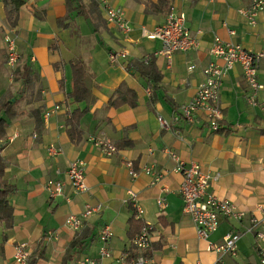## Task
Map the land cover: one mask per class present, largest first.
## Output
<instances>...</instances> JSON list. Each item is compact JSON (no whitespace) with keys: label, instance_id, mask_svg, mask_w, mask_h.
<instances>
[{"label":"crops","instance_id":"0c3cea01","mask_svg":"<svg viewBox=\"0 0 264 264\" xmlns=\"http://www.w3.org/2000/svg\"><path fill=\"white\" fill-rule=\"evenodd\" d=\"M22 1L16 25L11 27L0 0V95L12 91L15 107L23 112L6 118L0 150L3 177L13 185L8 194L12 225L0 228V264H19L14 258L18 243L28 250L25 264L29 258L33 264L99 259L103 244L98 234L104 225L112 231L106 242L110 255L100 261L118 264L123 251L139 252L131 240L143 222L152 226V240L149 250L141 253L155 264H216L217 254L209 249V242L221 243L230 231L241 234L236 253L224 255V264H261L264 236L258 238L243 229L248 215L264 218V88L257 91V104L250 105V87L241 66L235 64L220 87L217 130L209 127L203 110L188 120L182 106L196 93L203 68L210 62L221 63L209 52L215 36L252 52L264 51V12L257 14L252 26L238 11L251 0H172L170 11L184 13L185 26L197 36L199 46L175 51L168 61L159 53L161 41L142 31L163 23L168 12L147 14L142 2L108 0L123 10L129 28L124 31L107 22L99 0ZM10 28L17 35L18 62L29 68V86L21 90L19 81L12 80L14 70L6 64L2 36ZM150 62L159 74L157 79L148 80L134 71L135 63ZM74 63L84 70L86 99L74 97ZM256 78L264 85V58ZM121 84L135 92V105H108ZM55 105L56 112L44 116ZM72 112L78 114L75 140L68 136L66 125ZM157 116L171 127L163 129ZM90 137L111 142L116 151L103 154ZM51 144L61 152L48 154ZM165 149L185 164L199 163L213 178L209 191L234 203L244 211V218H221L215 231L205 239L199 237L182 210L181 175L173 170L175 161ZM73 160L84 163L86 192L71 193L66 171ZM128 162L135 176L130 175ZM144 166H151L162 178L151 183L153 174L144 172ZM48 179L64 182L63 195L48 196L43 186ZM128 190L136 194V203L143 209L139 221L133 218ZM158 196L165 201L161 210ZM86 204L101 208L85 217L77 229L66 225V216L80 214ZM256 228L264 233V223ZM73 241L76 245L68 250Z\"/></svg>","mask_w":264,"mask_h":264},{"label":"built area","instance_id":"2783aa9c","mask_svg":"<svg viewBox=\"0 0 264 264\" xmlns=\"http://www.w3.org/2000/svg\"><path fill=\"white\" fill-rule=\"evenodd\" d=\"M104 11L107 22L117 25L122 30H128V25L124 16V12L120 7L112 6L108 0H99ZM241 15L246 18L249 25L255 24V18L258 13L264 12V0H251L247 8L238 10ZM185 15L183 12L169 11L163 23L155 26L152 30L142 31L150 38H157L161 41V53L168 61L175 51H187L195 49L199 46V40L196 35L190 34L185 26ZM233 33V31H230ZM16 33L10 28L2 36L5 48L6 64L13 71L18 62L19 54L16 49ZM209 52L221 59V63L210 62L203 68V80L199 83L194 96L182 106L183 116L191 120L192 114L197 110H203L209 127L217 130L219 120L221 119V110L219 106V92L222 80L226 73L233 68L235 64L241 66L245 80L250 87V94L247 101L250 105L257 104V91L264 88L256 78L257 69L260 61L264 58V51L252 52L243 48L240 44L231 41H223L218 36L213 38ZM113 59V55H110ZM264 107V103H262ZM58 105L45 111L44 116L56 112ZM157 120L163 129H169L170 123L161 116H157ZM89 140L97 145L100 151L105 155H110L116 151L115 145L103 138L90 137ZM170 158L175 161L174 171L179 172L181 181L179 184V194L182 200V210L191 219L196 233L201 238H206L211 232L218 227L221 218L240 221L244 218L245 213L239 209L234 203L226 198L217 197L213 192L209 191V186L213 178L204 171L200 164L196 161H189L185 164L180 160L179 156L170 149L164 150ZM47 152L50 155H57L61 152L60 147L49 145ZM131 176H135L136 172L131 169L130 162L126 164ZM143 171L153 174L151 183H156L162 178L161 173H156L151 166H144ZM68 183L71 193L78 194L86 192L88 185L84 179V163L80 160L70 162L67 171ZM215 178V177H214ZM44 189L50 198L63 195L65 184L62 180L48 179L44 183ZM165 191V187H162ZM128 198L132 202L133 218L141 220L143 216L142 207L136 203V194L132 190H128ZM158 208L161 210L165 205L163 197L156 198ZM101 208L100 204H86L80 214H69L65 218V224L73 229H77L82 220L98 212ZM248 224L244 227V232H253L256 237L264 236V233L257 230L258 224L264 223V218L259 220L253 214L248 215ZM152 226L147 223H141L139 231L134 235L131 243L139 251L138 253H129L123 251L116 259L118 264H155L154 260L141 253L147 251L151 244ZM240 231H230L223 236L221 243L209 242V249L217 254L216 264H224L223 256L226 254L234 255L236 253V243L240 237ZM112 235V231L108 225H104L98 238L103 244L99 249V259L82 258L80 264H103L100 259L108 257L109 251L106 242ZM28 250L24 243H18L14 246V258L17 263L25 264L28 256ZM260 263L264 264V253L260 256Z\"/></svg>","mask_w":264,"mask_h":264},{"label":"trees","instance_id":"16d2710c","mask_svg":"<svg viewBox=\"0 0 264 264\" xmlns=\"http://www.w3.org/2000/svg\"><path fill=\"white\" fill-rule=\"evenodd\" d=\"M137 2L144 3V11L147 14H156L162 12L170 11V4L172 0H156L152 2L149 0H134ZM4 7L6 10V20L9 26L14 27L17 22V12L20 6L23 4L22 0H3ZM134 71L138 72L140 76H144L148 80L159 78L158 72L153 67L150 62L147 65H142L140 63L134 64ZM73 68V81H74V97L75 99H86L89 93L86 92L88 88L85 83V74L79 63H74ZM29 68L26 63L23 65L17 62L13 75V81H19L20 90L29 86L30 78L28 75ZM19 90V89H18ZM136 94L130 88H127L124 84H121L117 89H115L113 95L109 99L108 105L110 106H120L121 104L135 105ZM39 110H36L38 112ZM34 112V113H36ZM75 112V111H74ZM74 112L71 113L70 117L66 120L68 136L71 139H76V133L79 134L77 129L78 114ZM23 112L18 110L14 105V93L10 90H6L0 95V150L4 144L5 128H6V118H14L19 116ZM13 185L6 181L3 177V160L0 157V228L7 230L11 228V218H12V206L8 199V194L11 192ZM136 220V219H134ZM139 221V220H136ZM141 223L138 226V231L140 229ZM137 231V232H138ZM136 232V233H137ZM6 234H4L5 237ZM77 241H73L69 244L68 250L72 249L76 245ZM68 255L64 256V260ZM34 259L29 258L27 264H33Z\"/></svg>","mask_w":264,"mask_h":264}]
</instances>
